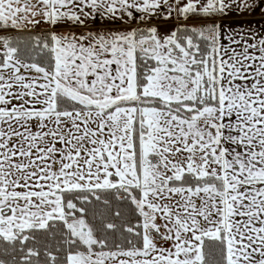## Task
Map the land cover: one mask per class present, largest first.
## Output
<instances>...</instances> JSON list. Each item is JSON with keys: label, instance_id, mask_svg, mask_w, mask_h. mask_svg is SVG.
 <instances>
[{"label": "snow or ice", "instance_id": "6c2138e0", "mask_svg": "<svg viewBox=\"0 0 264 264\" xmlns=\"http://www.w3.org/2000/svg\"><path fill=\"white\" fill-rule=\"evenodd\" d=\"M251 7L0 0V264H264V36L216 22ZM162 8L208 23L89 28Z\"/></svg>", "mask_w": 264, "mask_h": 264}, {"label": "rangeland", "instance_id": "374dc122", "mask_svg": "<svg viewBox=\"0 0 264 264\" xmlns=\"http://www.w3.org/2000/svg\"><path fill=\"white\" fill-rule=\"evenodd\" d=\"M170 3H172V0H170ZM161 10H159V14L144 16V14L137 13L133 9L132 17L125 15L123 19L117 20L114 23L97 15L95 20L89 21V28L93 31H128L137 28L146 30L150 27H156L158 28L160 35L163 36L174 30L175 25L187 24L185 22L180 23V19L176 17L174 12L169 14L168 10L166 9L167 12L164 14V12ZM141 17H143V19ZM198 24L199 23H191L188 26H199ZM83 31L84 29L80 28L73 32L79 33Z\"/></svg>", "mask_w": 264, "mask_h": 264}, {"label": "crops", "instance_id": "0c3cea01", "mask_svg": "<svg viewBox=\"0 0 264 264\" xmlns=\"http://www.w3.org/2000/svg\"><path fill=\"white\" fill-rule=\"evenodd\" d=\"M249 3L252 7L247 11L241 12L239 9H236L235 11L229 12L226 17L218 19L216 22L223 25L225 32H228L230 28H244L246 31H249L250 34L255 33L257 37L264 36V0H249ZM166 9L167 8H163L161 11L165 14L167 12ZM179 22L182 23V19H180ZM78 29L80 28L68 29L67 27H58L55 30L59 33H63ZM38 30L41 31V29H37V31ZM225 43L227 42L225 41Z\"/></svg>", "mask_w": 264, "mask_h": 264}, {"label": "trees", "instance_id": "16d2710c", "mask_svg": "<svg viewBox=\"0 0 264 264\" xmlns=\"http://www.w3.org/2000/svg\"><path fill=\"white\" fill-rule=\"evenodd\" d=\"M183 21V20H182ZM187 24H179V25H175L174 26V30L178 27L181 26H186L191 28V26H188L189 24L193 23V22H198L200 24H204V23H208V21L205 20H199V19H191L188 21H183ZM193 27V26H192ZM37 32H40V30H38ZM0 35H11V36H17L18 38H20L21 40H27L29 38V34L28 33H14V32H0ZM23 46V45H22Z\"/></svg>", "mask_w": 264, "mask_h": 264}]
</instances>
